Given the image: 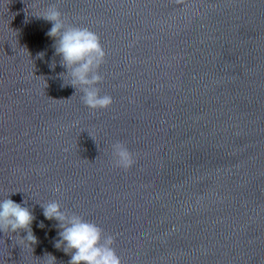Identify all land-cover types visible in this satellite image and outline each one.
Returning <instances> with one entry per match:
<instances>
[{
  "label": "water",
  "instance_id": "obj_1",
  "mask_svg": "<svg viewBox=\"0 0 264 264\" xmlns=\"http://www.w3.org/2000/svg\"><path fill=\"white\" fill-rule=\"evenodd\" d=\"M52 6L98 36L110 107L67 83L52 25L30 15ZM7 197L37 243L0 233V264H68L53 200L111 235L121 264H264V0H0Z\"/></svg>",
  "mask_w": 264,
  "mask_h": 264
},
{
  "label": "clouds",
  "instance_id": "obj_2",
  "mask_svg": "<svg viewBox=\"0 0 264 264\" xmlns=\"http://www.w3.org/2000/svg\"><path fill=\"white\" fill-rule=\"evenodd\" d=\"M30 15L52 25L47 36L54 40L55 54L68 70L67 83L80 90L83 104L91 110L110 107L112 98L100 95L96 87L102 80L98 69L105 57L98 36L87 28L67 26L54 6L31 10ZM38 55L42 57L43 53ZM112 159L114 166L123 170H128L135 163L134 155L119 142L112 145ZM54 191L59 189L54 188ZM42 215L45 220L57 222L59 239L54 247L70 256L68 264H121L113 249V237L103 233L96 224L63 210L55 200L42 205ZM33 220L28 207L8 197L0 199V233L7 232L11 236L15 233L20 244L32 248L37 243L31 230ZM39 226L43 227V224ZM21 232L24 233L22 238L19 235ZM46 256L50 257L48 264H56L54 256Z\"/></svg>",
  "mask_w": 264,
  "mask_h": 264
}]
</instances>
